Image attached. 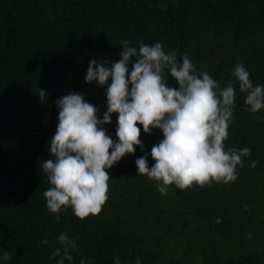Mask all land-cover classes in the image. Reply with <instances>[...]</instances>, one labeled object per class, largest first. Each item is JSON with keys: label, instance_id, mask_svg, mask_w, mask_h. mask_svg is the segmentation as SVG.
Returning <instances> with one entry per match:
<instances>
[{"label": "trees", "instance_id": "16d2710c", "mask_svg": "<svg viewBox=\"0 0 264 264\" xmlns=\"http://www.w3.org/2000/svg\"><path fill=\"white\" fill-rule=\"evenodd\" d=\"M122 40L137 48L160 42L178 60L187 54L197 74L207 72L221 88L236 84L238 61L254 85H264V0H0V249L10 253L0 264H56L61 233L77 243L65 264H114L117 255L120 264H264V109L248 112L238 85L225 147H248L251 155L235 182L170 186L161 195L137 175L135 160L147 152L151 167L162 133L139 126L143 151L108 170L99 215L81 221L68 209L57 221L47 211L50 184L40 168L51 158L55 101L80 93L102 119L106 87L84 78L90 60L118 61ZM116 127L113 114L104 125L113 140Z\"/></svg>", "mask_w": 264, "mask_h": 264}, {"label": "clouds", "instance_id": "9594fccd", "mask_svg": "<svg viewBox=\"0 0 264 264\" xmlns=\"http://www.w3.org/2000/svg\"><path fill=\"white\" fill-rule=\"evenodd\" d=\"M129 43L121 41L116 62H89L85 83L106 87L107 108L102 119L97 116L99 109L80 93L70 92L55 101L58 124L49 142L51 158L43 161L40 171L50 184L43 192L47 211L56 214L57 221L59 213L68 209L81 221L101 213L112 179L108 170L134 154L137 147L143 151L139 126L146 134L153 129L162 133L163 138L151 148L155 163L149 167L147 152L135 160L137 175L155 182L161 195H166L170 186L183 191L235 182L237 167H243V158L251 155L248 147H225L237 85L245 94L248 112L264 109V85H254L242 63L238 61L232 69L236 84L221 88L207 72L197 74L187 54L178 60L177 53L165 51L160 42L140 43L138 48ZM166 76L177 86L169 87ZM45 95L41 89V102ZM113 114H117L116 140L104 128ZM256 163L251 161L250 167ZM40 243L49 241L45 238ZM57 243L59 247L52 253L53 258L59 257L56 264L72 261L76 241L61 233ZM0 259L8 261L10 253L0 249ZM80 264H86L84 258ZM114 264H120L119 255Z\"/></svg>", "mask_w": 264, "mask_h": 264}]
</instances>
